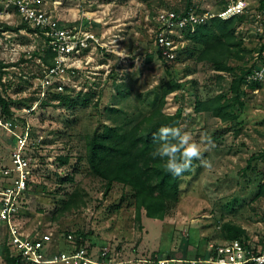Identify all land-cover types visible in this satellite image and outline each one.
<instances>
[{"label": "rangeland", "instance_id": "374dc122", "mask_svg": "<svg viewBox=\"0 0 264 264\" xmlns=\"http://www.w3.org/2000/svg\"><path fill=\"white\" fill-rule=\"evenodd\" d=\"M249 1L235 34L242 51L228 60L233 72L217 73L199 62L200 49L188 40L178 42L181 53L173 62L157 55L155 19L162 10H183L184 0H44V10L66 24L86 25L99 40L81 58L76 74L65 76L70 104L55 90L42 89L50 67L42 60L48 57L43 37L27 29L0 31V64L6 66L0 72V97L10 110L6 116L0 106V119L13 124L0 127V162H8L13 140L26 130L43 141L32 154L42 175L21 211L26 231L57 235L60 248H65L66 233L81 231L96 264H158L162 259L188 264L202 257L209 244L228 241L226 224L242 227L249 243H262L264 197L256 193L264 185V87L245 88L235 126L194 111L196 100L219 93L229 98L232 78L250 67L264 43L263 13L258 0ZM224 5L225 0H190L197 12L216 13ZM0 23L23 25L17 14L0 17ZM171 84L179 89L165 95L163 112L180 111V126L200 145L202 156L179 179V201L168 216L157 220L142 212L137 222L129 188L114 184L104 194L102 182L90 173L86 142L95 132L130 129ZM59 157L68 162L62 164ZM3 232L0 223V264Z\"/></svg>", "mask_w": 264, "mask_h": 264}, {"label": "built area", "instance_id": "2783aa9c", "mask_svg": "<svg viewBox=\"0 0 264 264\" xmlns=\"http://www.w3.org/2000/svg\"><path fill=\"white\" fill-rule=\"evenodd\" d=\"M44 0H4L0 17L17 14L28 27L37 30L46 48L54 54L53 65L46 67L41 80L42 89L62 92L65 76L72 77L81 67V58L94 50L99 40L95 33L83 24H66L58 20L52 12L42 8ZM250 5L249 0H225L219 12L193 8L186 11L162 10L155 19L153 42L161 59L170 63L178 55V42L183 41L187 32L206 25L219 18L226 20L244 14ZM264 17V14H263ZM260 18V14L256 15ZM69 79V78H68ZM244 81L247 85L264 87V50L254 54V62ZM45 93H42L44 96ZM31 111V109H29ZM10 118L0 119V127L11 129ZM28 130L19 134L12 143L8 162H0V223L4 225L3 244L10 256L21 264H96L87 245L77 247L75 236H63L65 248H60L59 237L50 232L29 233L24 229L22 209L27 197L33 192L41 177L40 166L32 156L41 143ZM43 143V141H42ZM41 143V144H42ZM3 248V246H1ZM107 250L100 254L106 259ZM186 262V261H185ZM188 264H264V239L260 245L226 241L222 244H209L202 257H194ZM100 264H106L100 261ZM158 264H168L162 259Z\"/></svg>", "mask_w": 264, "mask_h": 264}, {"label": "trees", "instance_id": "16d2710c", "mask_svg": "<svg viewBox=\"0 0 264 264\" xmlns=\"http://www.w3.org/2000/svg\"><path fill=\"white\" fill-rule=\"evenodd\" d=\"M126 1V0H124ZM183 11L191 8L190 0H184ZM223 8V7H222ZM257 9L264 14V0H258ZM244 15L233 16L226 20L215 18L206 25L198 26L194 31L187 32L183 40H188L199 47V62L205 63L212 71L217 73H232L233 70L228 60L242 51V40L236 37V27L243 22ZM30 29L26 24L18 28H12L0 23V31H17ZM237 48V49H236ZM264 50V43L258 52ZM237 51V52H236ZM181 52H178L177 58ZM42 60L47 65H53L54 54L47 49ZM158 57L160 55L157 53ZM163 61V60H162ZM250 67L235 75L229 85L231 96L226 98L219 93L206 100H196L194 111L196 113H207L222 122H231L234 126L242 108V96L246 93L247 87L256 89L259 86L247 85L244 77L250 71ZM6 67L0 64L1 68ZM2 73V72H1ZM68 88L62 92H54L64 103L70 104ZM179 89L178 84H171L165 87L158 105L145 114L130 129L119 132L110 128L108 133L100 134L95 132L86 142V162L89 171L102 182L103 193L107 194L114 184L129 188L132 204L134 207V218L141 221L142 212L144 216L151 219L163 220L176 207L179 201V179L187 175L188 171L181 177L173 176L164 167L159 157L151 155L156 147L153 141V134L162 125H179L181 120L180 111L167 115L163 112V100L166 94ZM67 93V94H66ZM47 99V98H46ZM86 103V102H84ZM0 106L6 116H10L7 102L0 97ZM62 164L68 162L67 157H59ZM264 197V185H260L256 197ZM65 208H73L70 202H64ZM69 208V209H70ZM226 238L228 241L238 240L247 242L246 231L235 225H225ZM75 236L77 247L87 245V237L81 232H68ZM67 234V233H66ZM4 264H21L17 258L10 256L8 248L3 244Z\"/></svg>", "mask_w": 264, "mask_h": 264}, {"label": "clouds", "instance_id": "9594fccd", "mask_svg": "<svg viewBox=\"0 0 264 264\" xmlns=\"http://www.w3.org/2000/svg\"><path fill=\"white\" fill-rule=\"evenodd\" d=\"M211 143L210 137H203ZM156 143L151 155L159 157L164 167L173 176L181 177L191 170L194 159L202 156L200 145L193 141L189 132L179 125H162L153 134ZM201 163H204L201 160Z\"/></svg>", "mask_w": 264, "mask_h": 264}]
</instances>
